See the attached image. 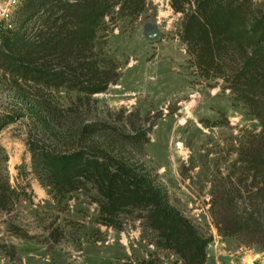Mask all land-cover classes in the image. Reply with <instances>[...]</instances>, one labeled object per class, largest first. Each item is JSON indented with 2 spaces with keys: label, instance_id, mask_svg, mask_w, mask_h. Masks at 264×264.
Here are the masks:
<instances>
[{
  "label": "rangeland",
  "instance_id": "obj_1",
  "mask_svg": "<svg viewBox=\"0 0 264 264\" xmlns=\"http://www.w3.org/2000/svg\"><path fill=\"white\" fill-rule=\"evenodd\" d=\"M252 6L264 15V0ZM183 24L172 0H148L136 19L116 9L95 52L101 62H115L121 78L92 97L72 87L49 90L0 66V181L15 193L9 210L0 207V264H184L160 246L141 214H123L118 228L108 226L95 190L62 195L41 175L32 140L64 153L73 148V131L94 123L126 134L150 131L140 151L118 148L212 239L206 264H264L263 243L222 231L224 192L249 179L242 155L261 134L260 121L225 80L203 77L181 39ZM42 99L49 109L39 105Z\"/></svg>",
  "mask_w": 264,
  "mask_h": 264
},
{
  "label": "trees",
  "instance_id": "obj_2",
  "mask_svg": "<svg viewBox=\"0 0 264 264\" xmlns=\"http://www.w3.org/2000/svg\"><path fill=\"white\" fill-rule=\"evenodd\" d=\"M147 2L23 0L15 14L16 27L0 35V66L49 90L72 87L89 97L106 93L121 75L115 62L102 63L98 58L99 32L116 9L123 17L136 19ZM172 7L184 14L181 39L203 77L225 80L226 88L260 121L261 134L242 155L249 179L224 192L222 231L230 236L245 233L264 244V15L256 14L252 0H172ZM41 102L43 109H49L44 99ZM38 117L46 124L45 115ZM149 133L136 129L126 134L94 123L73 131L69 140L73 148L64 153L33 140L30 151L57 193L95 190L106 225L118 228L121 215L139 213L159 234L160 246L175 252L184 264H206L212 239L202 237L172 207L152 175L118 148L140 151L149 143ZM14 194L8 183L0 181L3 210L10 209Z\"/></svg>",
  "mask_w": 264,
  "mask_h": 264
},
{
  "label": "built area",
  "instance_id": "obj_3",
  "mask_svg": "<svg viewBox=\"0 0 264 264\" xmlns=\"http://www.w3.org/2000/svg\"><path fill=\"white\" fill-rule=\"evenodd\" d=\"M22 1L0 0V35L3 32L13 30L16 27L15 14ZM12 7L14 8L11 9ZM14 9H16V11Z\"/></svg>",
  "mask_w": 264,
  "mask_h": 264
}]
</instances>
